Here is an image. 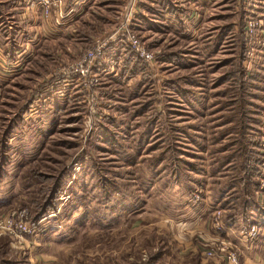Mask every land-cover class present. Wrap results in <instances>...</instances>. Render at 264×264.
<instances>
[{
    "label": "rangeland",
    "instance_id": "rangeland-1",
    "mask_svg": "<svg viewBox=\"0 0 264 264\" xmlns=\"http://www.w3.org/2000/svg\"><path fill=\"white\" fill-rule=\"evenodd\" d=\"M17 1L0 11L31 43L22 71L4 66L0 80V227L21 218L31 233L0 228V264H264V48L252 46L264 43V0H217L183 48L192 68L163 64L141 33L156 59L128 75L122 37L125 58L102 61L94 99L82 81L62 89L51 76L114 32L103 21L125 7L46 13Z\"/></svg>",
    "mask_w": 264,
    "mask_h": 264
},
{
    "label": "crops",
    "instance_id": "crops-1",
    "mask_svg": "<svg viewBox=\"0 0 264 264\" xmlns=\"http://www.w3.org/2000/svg\"><path fill=\"white\" fill-rule=\"evenodd\" d=\"M23 1L25 2L23 3ZM59 1L60 4L64 3V7L67 6V0H59ZM129 1L130 0H121L120 2L119 0H117L116 2H113L110 5L113 8L120 6V8H118L120 10L123 7H125L126 9ZM216 1L217 0H135L132 17L128 24V30L136 35H141V33H143L144 34L143 37L146 38V42L148 43L146 44L148 48L150 47L152 49H155L160 46L162 51V54H160V56L163 64H170V65L173 64L176 65V67H180L181 66L180 64H183L186 65V67L192 68L193 65L191 64L190 60L192 59V57H195L193 56L194 53L184 50L183 48L186 45L188 46L190 42L193 41V39L195 38L194 36L195 33H198L199 31L202 32L203 31L201 30L202 27H206L205 26L207 23L206 21H208L209 17L212 14H214ZM21 2L25 4V6L27 5L28 7V5H30V3L32 2H35V0H22ZM21 2L17 1L16 4H21ZM70 2H71L70 5L67 8L66 7L64 8L65 11L63 10V13L67 14L68 10L71 13H75L76 9L78 8V5H80V7H82L84 10L86 8V5H88L89 0H71ZM113 8H112V12L114 10ZM120 10L114 12L115 15L118 13L120 14ZM123 13L124 12H122V14ZM64 18L71 20L70 17H64ZM103 22L104 23L108 22L109 25H111V23L112 24L114 23L116 28H118L120 24L119 20L117 22H113L112 20L107 19L104 20ZM9 26L10 25L9 22H7V18H5L0 11V80L2 77L3 78L7 77V73L5 71L4 66L8 67L9 73H13L11 72L13 66L16 67V71H19L23 68L25 64L24 55L28 53L27 47L31 43V40L29 39L30 36L29 33L24 35L22 34L23 32L21 31L20 34L17 36L18 32L15 33L14 31L10 30ZM107 26L108 25L105 26L106 27L105 30L108 28ZM97 30H99L100 32L102 31L101 28H98ZM215 31L216 30L214 29L212 31L213 34L211 35V37H209V39L211 40L209 39L207 40L206 43L207 49L210 47V43H209L210 41H211L212 49L215 48V42L216 43L218 42V39L215 38L216 37ZM222 33L224 34V32ZM12 34L13 35L16 34V36L13 37ZM50 34H54V33H50ZM57 34L60 35L61 33L58 32ZM166 35L171 36L173 38L174 40L173 48H169V45H163L165 43ZM17 37L18 40H16L15 42V39ZM157 37L159 39L164 38V40L163 41L158 39L155 40V38ZM218 37L221 38V35L218 34ZM61 38L54 37L51 41L53 40L56 41ZM78 39L83 40L84 42L88 40V38L85 37V34L84 36H79ZM155 42L160 43V45L154 44ZM119 45L117 48H115L116 46L114 47L115 48L113 50L114 54L112 53L113 56L110 55L109 57L112 56V60L115 59V61L121 62L122 59L124 60L125 56L122 53L124 52L123 47L121 45L119 47ZM205 51L209 52V50H205ZM109 57L106 60H108ZM101 64L102 61L98 62L100 70L96 69L97 72L101 71L100 68L102 66ZM19 65L22 68H19ZM102 70L105 73V69ZM106 70L112 71V68L110 66H107ZM7 82L8 81H6L5 84H7ZM50 82L48 81L45 85L47 84L49 85ZM258 244L261 245L260 243ZM239 249L242 256L244 254L245 256H248L249 252H251L252 254H255L256 252L253 249L251 250L250 248L243 246H241ZM247 258L248 257H245L243 259H245L246 261ZM253 260H251L250 264H258L259 260L255 258H253Z\"/></svg>",
    "mask_w": 264,
    "mask_h": 264
},
{
    "label": "built area",
    "instance_id": "built-area-1",
    "mask_svg": "<svg viewBox=\"0 0 264 264\" xmlns=\"http://www.w3.org/2000/svg\"><path fill=\"white\" fill-rule=\"evenodd\" d=\"M134 3L135 0L129 1L126 10L122 14L120 24L114 32L107 34L103 38L96 39L93 47L83 56L81 60H78L74 64L65 66L61 71H58L53 76H51L52 79L59 82L60 84L62 82V85H60L62 89L69 88L74 81H82V85L84 87L82 89L94 99L95 94L97 93L96 89L99 84V76L100 74H104L102 69L99 72L95 70L97 68V62L103 61L112 55L113 50L122 43V37L124 38V44L127 46V50L131 52L133 57L141 60L148 67V69H150L149 66H152V64L155 62V55L146 49L147 46L145 45V47L141 43L139 37L136 34L128 30V24L131 19L130 17H132ZM38 5L41 8H44L47 13L52 6L59 7L60 1L38 0ZM249 20L250 21L248 25H246L244 29V37L245 40H249V42H251L257 37L255 32L259 24L255 23L254 19ZM250 44L246 47V56L249 58H251L255 53ZM252 44L253 47L264 48V43H262L261 39L259 38L257 39L256 43L254 42ZM90 91H92V93ZM0 228L9 233L13 232L16 236L31 233V229L27 228L21 218H17L16 220L8 218L3 221V224ZM255 231L256 229L252 228L249 231V236L254 235ZM229 263L236 264L237 258L233 255V257L229 258Z\"/></svg>",
    "mask_w": 264,
    "mask_h": 264
},
{
    "label": "trees",
    "instance_id": "trees-1",
    "mask_svg": "<svg viewBox=\"0 0 264 264\" xmlns=\"http://www.w3.org/2000/svg\"><path fill=\"white\" fill-rule=\"evenodd\" d=\"M70 1L71 0H67V6H65L66 8L70 5L71 3ZM127 56L128 58H132L128 62L126 60V69H128V75H131V76L138 75L140 72V68L142 66L145 68V64L141 60L133 57V55L131 54L129 50H127ZM247 147L248 145L245 148ZM245 148H242V149H245Z\"/></svg>",
    "mask_w": 264,
    "mask_h": 264
}]
</instances>
